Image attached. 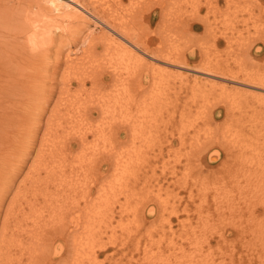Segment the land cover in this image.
Wrapping results in <instances>:
<instances>
[{
	"label": "rangeland",
	"instance_id": "374dc122",
	"mask_svg": "<svg viewBox=\"0 0 264 264\" xmlns=\"http://www.w3.org/2000/svg\"><path fill=\"white\" fill-rule=\"evenodd\" d=\"M107 1H109L111 12L118 19L123 15L129 18L131 10L143 2V0H123L124 4H119L117 0ZM159 1L161 4H155L154 9L165 10L167 13L164 18H152L151 27L154 29L158 26L156 32L153 33H156V37L161 35L158 40L163 39L165 50L169 51L172 47L173 51L180 48L185 52L192 48L197 53V56L194 57L197 59H192L197 67L185 68L190 86L179 84V79H173L172 75L169 76L170 73H163L160 76V74L155 75L151 72V75L154 76L148 84L154 86H149L143 93L141 99L144 104L141 106L134 102L131 105L128 104L131 106L132 116L118 120L119 127H116L115 130L119 133L116 136H103L102 133L100 134L101 139L88 134L84 143L76 144L78 140L75 141V138L67 139L62 134H60V138H56L54 135L49 138L47 134L49 127H56L60 120V113L53 116L52 112L60 106H65V104L59 106L57 102L73 98L63 92L62 99L59 100V96L62 94L61 88L64 86L61 81L62 73L68 69H65L68 64L63 62L60 73L54 75L56 79H46L47 89L49 87L55 89L53 98L50 102L45 103L48 105L46 107L48 110L43 111L46 114L42 112L38 118L39 122L38 119H33L34 114L30 120L33 122V126H26L31 129L36 128V130L32 131L30 128L26 130L25 126H22L14 134L13 141L16 140L15 143L18 147L12 149L16 150L13 170L17 168L16 166L22 167L20 160L27 147L33 149L27 164L22 167L23 170L16 178V185L7 192L9 198L5 200V206L2 208L1 220L8 208L7 202L9 203L11 197L15 195L18 184L24 179L30 166L36 164L35 158L44 148L63 151L62 154L65 156L61 159V164L67 167L66 173L69 174L62 180L61 177H58L61 180L59 182H62L59 187L67 188L69 183H73L78 192L76 200L82 201V204H84L83 198L89 196L86 184L88 180L83 177V174L76 178L77 173L81 172V166H78L80 156L85 158V164L86 162L90 164L88 167L90 170L85 172V176L87 174L88 179L90 176L99 178L101 182L102 187L99 190L94 188L91 193L93 197L99 193L103 196L100 197L102 201L99 199L101 203H99L98 211L100 213L97 212L95 218L91 217L92 226L99 224L102 220L101 229L97 228L98 233L93 235V244L84 249L83 257L81 256L77 261L65 259L66 250L63 257L50 258L49 264H264V244L263 246L256 243L248 244L243 239L244 237L247 240L251 238L250 230L254 231L253 227L260 226L258 218L246 207L241 209L243 217H238L240 210L233 209L231 212L232 206L229 204L231 201V204L235 206L241 202V205H244L245 198H251L250 200L256 204L259 203L257 199L261 197V194L250 193L244 197L240 193L242 189L243 191L247 190L248 178L244 176L239 178L235 175L243 173V167L246 169L250 167L252 174L260 175L262 173L255 162L261 160L264 165V109L260 111L259 106L260 114L253 115L255 118L250 117L253 110L248 107L249 104L246 101L239 99L237 96L239 93L233 97H223L221 96L222 89L219 88L225 85L228 90L236 91L235 85L237 84L251 88L254 86L237 82L235 79L227 77L228 74L225 77L205 71L218 68V63L225 66V60L230 59L233 62L230 63L233 70L238 71L236 69L240 68L243 71L242 67L253 69L254 72H258L260 77L264 78V0ZM91 2H96L99 5ZM16 4L18 5V0H0V15L5 18L3 14L5 7L11 11L16 8ZM93 5L98 7L102 4L100 5L98 0H90L87 3V8L92 9ZM44 19L53 24L51 28H41L43 33L53 35L52 38H54V42L48 43L51 45L50 60H53L55 56L53 51L62 40L67 42L64 43L63 57L67 56L68 60L74 59L88 49V44L95 43H92L95 40L89 39L88 35L91 31H95L98 36H101L104 31L102 28L93 30V27H90L80 32L78 41L68 43L71 29L75 27V23L62 20L53 13L47 14ZM185 23L189 25H185ZM0 31L5 33L2 24H0ZM155 42L156 40H152L153 44ZM257 44L261 46V51L256 54L253 51ZM102 47H98L99 54L96 59H103ZM234 58L237 61L235 63ZM172 67L168 66L167 68L174 69L175 66ZM46 74V72H42V75ZM196 81L199 82V88L193 90L191 86ZM86 82V88L93 87L91 81L87 80ZM104 82V86H108L105 90L106 94H109V98L115 100L116 104L119 99H132L130 94L135 93L136 90L133 84L126 85L125 81L116 85L112 84L107 77V72ZM78 86L79 83L72 81L73 91L78 90ZM44 88L46 87H41L39 90L43 91ZM214 109L222 110V114L215 120L211 119ZM209 111H213V113L209 114ZM229 111L234 112L237 117L246 116L245 120H240L241 123L246 122L245 128L238 126L243 124L238 119L231 120V115H225ZM68 121L69 119L64 122L67 125V130L74 131V125L70 126ZM232 124H234V128H232ZM78 125L81 126L80 121ZM252 127L261 129V136L252 137L253 134L251 137L247 136L252 131ZM124 131H126L125 134H123ZM29 134L33 139L29 137ZM180 135L183 136V140L179 137ZM35 139L36 141H34ZM224 139L227 141L225 142ZM65 142H67L66 145ZM202 143H207L204 144L206 150L203 149L204 146L197 147V144ZM229 144L230 146H228ZM198 148L201 150H197ZM213 148H219L221 155L217 161L211 162L208 154ZM94 149L100 151V155L104 157L99 158L98 162H94L92 166L93 156L91 157V155L93 154L91 152ZM111 152L114 158L118 155L119 170H115L116 175L114 173L113 178L110 176V179L113 180L111 184H108L111 180L106 183V176L111 173V165L107 159L105 162V157H108ZM247 158H252L251 165ZM89 160H91L90 163ZM115 160L116 158L114 162ZM227 160H229V166H222ZM121 163L123 165H120ZM10 170L13 172L12 169ZM70 171H74L73 174ZM1 193L2 191H0ZM150 207H153L154 213L152 214L147 211ZM74 212L73 215L79 211L76 208ZM69 216L66 220L71 219L72 215L69 214ZM236 218H238L239 224L242 222L239 227L232 224ZM245 221L246 225H243ZM1 226L2 222H0V236L2 235ZM243 229L245 233H243ZM222 233L226 234L220 237ZM252 250L253 252H251ZM239 252L243 257L238 255ZM72 255L70 252L69 257ZM25 256H28V253Z\"/></svg>",
	"mask_w": 264,
	"mask_h": 264
},
{
	"label": "bare ground",
	"instance_id": "6f19581e",
	"mask_svg": "<svg viewBox=\"0 0 264 264\" xmlns=\"http://www.w3.org/2000/svg\"><path fill=\"white\" fill-rule=\"evenodd\" d=\"M89 1L70 0L62 2L60 0H18V5L16 4L17 6L15 9L9 11L7 10V7H5V11L3 13L5 18L0 15V24H2L5 29V33L0 31V191H2L0 194V216L3 206H5V200L9 198L7 192L10 191L11 187L16 185V178L20 171L23 170L22 167L27 164L30 157L29 155L33 149L32 147H27V150H25V152L23 151L24 155L20 160V165H22V167L16 166L17 168L13 170V167H15L13 165L14 160H16V158H14V152L16 150L13 151L12 149L18 147L15 143L16 140L13 141L14 134L15 132H18L19 128L22 126H25L26 130H28L30 128H27L28 126H33V122H30L31 118H33L32 116L35 114L33 119H38L40 118L42 112L46 111L45 109L48 110V108H46L48 105L45 103L47 101L50 102L53 98L55 89H53V87H49L47 89L46 79L49 78L51 80H55L56 77L54 75L60 73L62 67L61 64L63 62L68 64V66L65 67V69H68L65 70L66 74H64L65 72L62 73L63 79L61 81L64 86L61 88L62 94L59 96V100L62 99L63 92H65L67 96H73V98H69L67 101L63 99L57 102L59 106L61 104H65V106H60L52 112L53 116L56 113H60V120L56 127H49L47 134L49 138L52 135L56 138H60V134L67 139L75 138V141L78 140L76 144L84 143L88 134L93 135L95 138L100 137V134L102 133L103 136H116L119 133V131L115 130L116 127H119L118 120L132 116L130 112L131 106H128V104L131 105L133 102L139 103L140 106L144 104V101L141 99L142 95H144L143 93L149 88V86H154L152 83V85L148 84L154 76L151 75V72L155 75L160 74V76L163 73H170L169 76L172 75L171 77L173 79H179V84L185 86L191 85L185 68L191 66L197 67L194 64L195 61H192V59H197L194 58L197 56L196 51L192 48L187 51L185 48L187 51V53H185L186 51L184 52L182 49L176 47V49L174 48L176 51H173L171 49L172 47L169 51H167L164 48L163 39L160 41L158 40L161 35L156 37V33H153L156 32L158 26L154 29L151 27L153 24L152 18H164L167 13H165V10L154 9L155 4H161L159 0H143V2L131 10L132 13L129 18L124 15L119 18L125 21H119L118 17H115L110 10L111 8H109V1L98 0L100 5L102 4L98 7L95 6L98 3L91 2L96 3L93 5L92 9L87 8V3H89ZM117 1L119 4L123 3V0ZM52 13L62 20L75 23V27L71 29L68 43L78 41L80 38V32L84 29L93 27V30L95 28H102L104 31L101 36L96 35L95 31H91L88 36L89 39L95 40L92 41V43H95L91 45L88 44V49L74 59L68 60L66 59L67 56L63 57L64 43L67 42L62 40L59 44H57V47L53 51L55 54L53 60H50L51 45L49 44L54 42V38H52L53 35L43 33L41 28L53 27V24L44 19L47 14ZM161 25L163 26L164 23ZM185 25L189 24L185 23ZM188 28L190 29V27ZM113 30L114 32H112ZM152 40H156L155 44L152 43ZM100 46H103L102 60L96 59L99 54L98 47ZM254 47L253 52L256 54L260 53L261 46L257 44ZM253 52L251 53L254 54ZM233 61L234 63L237 62L235 58ZM230 63L233 62L230 61V59H227L225 60V66H221V63H218V68L205 71L221 74L225 77L228 74L227 77L233 78L237 82L254 86V88H251L246 85L237 84L235 85L236 91L228 90L225 85L222 88H219L222 89L221 96L223 97H233L239 93L237 95L239 99L246 101L249 104L248 107L253 110L251 115L249 113L247 114H249L250 117H253V115H257L259 113V110L261 111L264 109V78L260 77L257 71L254 72L253 69L245 67H242L243 71H241L240 68L236 69L238 71H235L231 68ZM168 66L171 68H173L172 66L175 67L174 69H170L167 68ZM42 72H46L47 74L42 75ZM106 72L107 77L110 79L112 84L116 85L119 82L125 81L126 85L133 84V87H136L135 93L130 94L132 99H119L117 101L119 106H117L115 100L109 98L110 95L105 92L108 86H104ZM133 74H135V76H132ZM87 80L91 81L90 83L93 86L90 89L86 88ZM72 81L79 83L77 88L78 90L73 91L74 88L71 87ZM198 85L199 82L196 81L191 88L195 90L196 88H199ZM41 87L46 88L42 91L39 90ZM221 111L219 109L215 110L214 113L213 111H209V114L213 113L212 116L210 115L211 119L215 120L218 118L222 114ZM225 115H231V120L238 119L239 121H243L246 118L244 115L243 117H237L234 112L230 111L225 113ZM29 116L30 118H28ZM68 119V124L70 126L74 125V131L67 130V125L64 122ZM37 121L39 122V119ZM79 121L81 126L78 125ZM242 123V125L238 126H243L245 128L246 122ZM234 124H232V128H234ZM253 129H251L252 131H250V133L248 132L249 134H247V136L251 137V134H253L252 137L261 136V129L259 130L255 127ZM21 130H23V128H21ZM31 130L34 131L36 128ZM125 133L126 131L123 132V134ZM179 137L183 140L182 135ZM217 140L219 141V139ZM34 141H36V139ZM224 141L226 142L227 140L224 139ZM66 144L67 142H65V145ZM204 144L207 143L197 144V147L201 148ZM228 146H230V144ZM205 147L206 145L202 148L206 150ZM62 152L63 151L59 152V150L55 151L53 148H44L40 150L35 158L37 161L36 164L30 166L24 179L20 182V184H18V189L16 190L15 195L11 197L9 203L7 202L8 208L6 209L7 211L5 216L2 220L0 219V222H2V235L0 236V251L2 250V252H0V264H49L48 262L50 258H61L66 250L67 253L65 259L69 258L77 261L84 254V249L93 244V235L95 236L98 233V229H101L100 224L102 220L100 223L98 222L99 224H95L93 222L95 225L92 226L91 217L93 218L94 216H97V212H99L98 209L100 208L99 203H101L100 197L103 196L99 193L93 197L91 193L94 188L99 190L102 187L100 184L101 182L99 178H93L90 176L88 179L87 174L85 176V172L89 169L88 167H90V164L87 162L85 164V158H81L80 156L78 158L79 164H77L79 167L81 166V172L77 173L76 178H79V176L83 174V177L88 180L86 184L88 186L89 197L83 198L84 204H82V201H77L76 195L78 192L75 190L76 186L73 185V183H69L67 188L59 187L62 184V182L59 181L65 179V177L69 174L66 173L68 170L67 167L61 164V159L65 156ZM91 153L93 154L91 155V157L93 156V161L91 162L92 166L94 162H98L99 158L104 157L100 155V151L96 149H94ZM201 153L203 152L201 151ZM220 155L221 152L219 148L211 149L208 154L209 161H217L220 158ZM117 157H115V162L112 152L108 154V157H105V162L107 159L108 163L111 165V173L106 176V183L110 182V176L112 177L116 172L115 170L119 167ZM251 159H248L250 165L253 161H251ZM91 160H89V163ZM227 161H225L222 166H229V160ZM16 163L19 162L16 161ZM255 163L254 164L262 170L260 175L253 173V176L250 167L247 169L243 167V173L236 174L235 177L240 178V176H244L248 178L247 190L243 191L241 188L242 191H240V193H242L244 197H247L250 193L261 194V197H258L259 199H257L259 203L256 204L250 200L251 198H245L246 200L243 201L244 205H241V202L239 205L235 206L234 204H231L230 200L229 204L232 206L231 212H233V209H235V211L240 210L238 217L242 216L241 214L243 211L241 209L246 207V209H250L249 212L258 218L260 226L256 225V227H253L255 228L254 231H252V229L250 230V234L252 235L251 238L247 240L244 237L243 239L248 244L256 243L263 246L264 165L261 160ZM120 165L123 164L121 163ZM85 166L87 167L85 168ZM10 169H12L13 172H11ZM58 169L61 170L59 171ZM73 172L74 171H70L71 174H73ZM114 175H116V173ZM58 177H61V180L58 179ZM102 180L104 181V179ZM112 180L108 184H111ZM259 204L261 205L259 206ZM76 208L79 212L73 215ZM152 209L153 207H150L147 211L152 214L154 213ZM69 214L72 215L71 219L66 220L70 217ZM231 220L233 219L231 218ZM251 223L252 222H250V224ZM232 224H234L233 226L235 227H239L242 222L239 224V220L236 218ZM243 225H246V221ZM242 231L245 233L244 229ZM225 234H220V237ZM56 238L59 239L56 241ZM70 252L73 254L71 257H69ZM251 252H253V250ZM26 253H28V256H25ZM232 253L231 257L233 255ZM261 253H263L262 250ZM239 254L240 252L238 255Z\"/></svg>",
	"mask_w": 264,
	"mask_h": 264
}]
</instances>
